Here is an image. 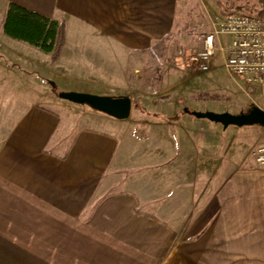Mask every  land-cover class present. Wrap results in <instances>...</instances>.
Returning <instances> with one entry per match:
<instances>
[{"label": "crops", "instance_id": "crops-1", "mask_svg": "<svg viewBox=\"0 0 264 264\" xmlns=\"http://www.w3.org/2000/svg\"><path fill=\"white\" fill-rule=\"evenodd\" d=\"M12 1L57 19L65 17L51 13L59 8L69 18L81 10L90 19L135 20V0H49L42 8ZM0 51V210L21 242L41 244L37 264H264L257 228L264 215L248 204L237 218L239 209L221 202L217 188L202 186L199 159L218 156L220 124L183 112L188 104L172 93L157 101L170 103L167 110L147 108L169 121L135 115L133 107L117 119L58 100L21 66L26 48L0 44ZM70 89L93 93L75 82ZM35 94L52 107L30 102ZM205 130L215 132L211 141ZM207 194L217 198L204 202ZM63 227L82 237L80 253H60Z\"/></svg>", "mask_w": 264, "mask_h": 264}, {"label": "rangeland", "instance_id": "rangeland-1", "mask_svg": "<svg viewBox=\"0 0 264 264\" xmlns=\"http://www.w3.org/2000/svg\"><path fill=\"white\" fill-rule=\"evenodd\" d=\"M8 1L0 0V44L6 47L12 43L26 48L27 60H22L21 66L28 69L29 74L39 76L41 81H45L42 77L51 80L50 76L55 77L64 87H58V90H65L75 82L101 95H132L133 100L138 101L146 111L154 107L167 110L170 103L157 101L165 100L170 93L179 96L182 104H188V110L239 113L254 105L264 109V91L260 88L245 89L244 83L236 80L223 66L220 54L206 72L194 68L187 58L199 50L202 36L228 12L239 11L238 8L251 13L260 11L262 7L257 0H135V20L90 19L82 17L81 10H78L76 18H69L68 12L57 8L51 13L65 16L58 19L65 21L66 42L56 63H50L49 53L2 32L1 21ZM22 1L42 8V1L49 0ZM126 13H131V9ZM133 25L134 36L129 34ZM3 53L0 51V58L5 59ZM50 85L48 82L45 84L46 91H49ZM198 92H207L210 98L195 99L193 95ZM53 96L62 100L56 94ZM29 101L52 107L45 98L36 94L29 95ZM132 112L135 115L145 114L135 107ZM166 118L162 119H172ZM200 120L221 125L220 151L216 150L218 156L212 157L208 152L199 159L205 168L201 174L202 186L217 188L221 202L239 209L235 211L237 218H244V208L248 204L258 208L257 212L252 210L256 217H262L264 163L256 159L254 152L264 147V125L223 127L208 118ZM204 133L208 141L215 135L214 131L205 130ZM203 197L204 202H211L212 197L217 198V195ZM257 228L264 233V224ZM72 230L76 228L71 231L67 227L61 228L58 249L65 256L69 251L78 254L83 250L82 237H77V231L76 236L73 232V236L69 237L72 234L68 232ZM21 238L19 228L9 227L0 210V264L39 263L40 259L34 256L37 249H42L41 244L21 242ZM30 254H33L32 257H29ZM59 261L68 259L61 258Z\"/></svg>", "mask_w": 264, "mask_h": 264}, {"label": "built area", "instance_id": "built-area-1", "mask_svg": "<svg viewBox=\"0 0 264 264\" xmlns=\"http://www.w3.org/2000/svg\"><path fill=\"white\" fill-rule=\"evenodd\" d=\"M220 54L223 66L245 89L264 91V17L228 12L213 29L201 38L198 51L188 55L190 64L199 71H209ZM264 163V147L254 152Z\"/></svg>", "mask_w": 264, "mask_h": 264}, {"label": "trees", "instance_id": "trees-1", "mask_svg": "<svg viewBox=\"0 0 264 264\" xmlns=\"http://www.w3.org/2000/svg\"><path fill=\"white\" fill-rule=\"evenodd\" d=\"M262 9L258 12H245L241 8L239 12L248 13L257 17H264V0H257ZM2 32L17 40H22L30 45L37 47L41 51L49 53L50 63H56L61 56L62 50L66 42V30L64 19L51 18L37 10L26 7L16 1H9L5 8L1 21ZM43 80L51 84L53 91L58 94V86L50 78ZM195 99L207 100L210 98L207 92H198L193 95ZM132 107L138 108L148 115L158 116L167 119L164 115L146 111L138 102L132 100ZM192 114V110L184 108Z\"/></svg>", "mask_w": 264, "mask_h": 264}, {"label": "water", "instance_id": "water-1", "mask_svg": "<svg viewBox=\"0 0 264 264\" xmlns=\"http://www.w3.org/2000/svg\"><path fill=\"white\" fill-rule=\"evenodd\" d=\"M60 98L89 107L108 114L117 119L129 116L132 108V99L128 95L108 96L80 90H59ZM192 114L199 118H208L221 123L223 127L229 125L243 126L251 124L264 125V109L252 106L247 111L232 113L229 111L214 112L210 110H192Z\"/></svg>", "mask_w": 264, "mask_h": 264}]
</instances>
